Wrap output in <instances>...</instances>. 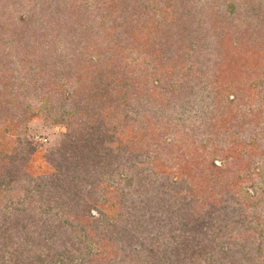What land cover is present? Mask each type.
<instances>
[{
  "label": "trees",
  "instance_id": "1",
  "mask_svg": "<svg viewBox=\"0 0 264 264\" xmlns=\"http://www.w3.org/2000/svg\"><path fill=\"white\" fill-rule=\"evenodd\" d=\"M226 3L197 0L183 13L187 19L197 6L246 5L264 25V0ZM98 4L110 14L132 10L131 21L138 24L139 0ZM167 20L157 27L156 34L166 36L159 40L157 57L136 46L120 53L119 71L111 65L118 64L114 58L105 59L109 70H96L71 102L50 111L67 130L56 148L27 152L26 123L35 111L0 107V264H264V191L246 184L255 170L230 171L218 166L220 154L207 155L209 145L217 152L214 131L223 118L210 123L208 138L204 116L197 134L183 118L192 110L193 89L202 113L226 97L250 107L257 93L250 88L242 95L237 85L226 83L239 74L231 66H239L225 30L214 34L197 20L194 47L201 52L212 40L222 55L214 58L216 69L204 71L199 60L190 62L183 53L187 23L179 27ZM137 31L132 39H140ZM172 44L176 59H170ZM237 48L241 69L242 56L256 52ZM101 61L94 57L96 68ZM189 65L194 69L187 72ZM174 100L179 103L170 117L146 112L168 108ZM185 142L196 143L197 153L191 154ZM241 184L251 190V204L243 200Z\"/></svg>",
  "mask_w": 264,
  "mask_h": 264
},
{
  "label": "rangeland",
  "instance_id": "2",
  "mask_svg": "<svg viewBox=\"0 0 264 264\" xmlns=\"http://www.w3.org/2000/svg\"><path fill=\"white\" fill-rule=\"evenodd\" d=\"M99 1L103 0H0V107L13 108V111L27 108L35 111V117L26 123V142L23 144L27 152L53 149L60 144L67 130L52 120L54 118L50 111L71 102L75 94L84 89V85H89L88 79L96 70H109L111 67L108 68L105 59L114 58L118 64L113 62L111 65L114 70L119 71L120 53L130 52L136 46L145 54H150L153 50L157 57L158 48L161 46L159 40L164 42L166 39V36L160 37L156 34L157 27L165 25L164 20H167L169 14L170 20L167 21L170 24L183 27L187 23L189 34L186 36L189 40H183L186 47L183 53L188 55L189 61L199 60L204 71L216 69L214 60L221 59L222 55L217 46L212 45L213 41L209 40L212 46L209 45L201 52L194 47L197 44L192 37L196 35L195 24L198 19H202L208 24L206 27L210 32L215 34V31L220 33L225 30L228 34V50L239 66H231V72L239 74L231 77L230 83H226L231 86L234 83L241 92L251 88L257 93L256 103L244 108L237 103V98L231 100L234 96L230 99L232 102L227 101L226 97V101L217 106L218 108H214L211 103L212 109L208 107L202 113L199 110L201 103L196 100L193 89L189 99L192 110L183 118L196 128L197 134L201 132L198 123H201L200 118L204 116L203 128L207 138L212 128L210 123L219 117L223 118L220 121L222 123L215 128L217 132L214 131V134H218L217 141H214L217 152H212L209 145L205 148L207 155L220 154L217 159L218 166L230 171L243 173L255 170L256 174L246 184L252 183L254 189L264 191V101L261 102L264 99V25H261L260 14L247 12L249 6L246 5L233 7L235 10H243L238 13L226 6L208 4L209 7L204 8L197 6L186 19L184 8L197 0H189V4L186 0H139L140 16L136 24L131 21L136 15L132 10L129 9L125 15L119 11L110 14L113 11L108 8L97 9ZM232 1L219 0L220 3L227 2L230 6ZM171 6L176 9L174 14ZM135 28L138 29L139 40L132 39ZM153 28L155 32L152 37L150 34ZM32 47L34 51H31ZM237 47L250 50L251 53L256 52L255 56H242L241 69ZM174 49L173 44L168 48L170 59L177 58L171 57ZM94 57L102 59L100 68H96ZM161 57L167 58L166 50ZM191 69H194V65H189L187 72ZM61 83L64 88L60 86ZM177 103V100L171 101L168 108L162 109L148 107L146 112L151 111L155 118L170 117ZM162 112L164 113L161 115ZM185 145L191 154L197 153L196 150L199 149L196 143H191L190 146V143L185 142ZM230 149L233 154H229ZM221 154H225L223 158ZM246 154L250 160L244 157ZM223 161L227 165L224 166ZM241 185L243 200L251 204L254 202L253 198H249L251 190L243 188L245 184Z\"/></svg>",
  "mask_w": 264,
  "mask_h": 264
}]
</instances>
